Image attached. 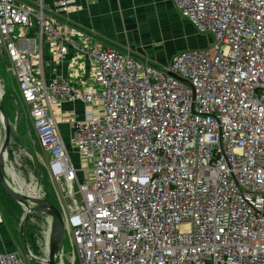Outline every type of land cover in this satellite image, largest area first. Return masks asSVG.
<instances>
[{
	"label": "built area",
	"instance_id": "1",
	"mask_svg": "<svg viewBox=\"0 0 264 264\" xmlns=\"http://www.w3.org/2000/svg\"><path fill=\"white\" fill-rule=\"evenodd\" d=\"M77 1L0 0V52L67 189L78 263L264 264V0H171L214 43L161 66L78 44L62 20ZM46 51L93 73L46 80ZM74 100L90 107L66 143L53 108ZM0 264L27 263L0 248Z\"/></svg>",
	"mask_w": 264,
	"mask_h": 264
},
{
	"label": "crops",
	"instance_id": "2",
	"mask_svg": "<svg viewBox=\"0 0 264 264\" xmlns=\"http://www.w3.org/2000/svg\"><path fill=\"white\" fill-rule=\"evenodd\" d=\"M46 1L51 6L52 0H43L44 3ZM35 2L36 0H31L30 4L34 5ZM177 16L178 11L171 0H78L77 5L70 10L65 19L67 32L75 38L78 44L87 48L99 46L119 50L128 49L133 56L146 58L149 62L161 66L168 63L177 52L172 56L171 53H168L167 60L163 61L164 55L156 53L159 49L153 45V41L159 40V34L163 30L162 25L167 20H172ZM204 47L206 46L202 41L199 42L198 47L196 43L191 41L187 47L177 49ZM43 59L46 80L78 78L86 81L88 75L94 70L84 56L74 52H68L62 64H58L54 55L47 51ZM17 89L18 86L15 88L18 99L17 106L18 109H22L24 126L19 130L17 119L16 131L18 141L20 140L25 148V140L34 141L33 136L35 134L32 126L29 129L30 124L27 125L25 121V118L28 117V109L25 112L24 104L20 101L19 89ZM89 107V104L80 100L62 101L54 106L53 115L57 120L59 132L66 143H69L72 136V124L81 121L84 117V111ZM99 113L95 112V116H98ZM32 146L34 147L33 144ZM38 148H40L39 144ZM74 157L78 164L79 157L76 154ZM4 207L0 201V248L6 252L18 253L19 245L24 247L18 235L21 216L18 217V220H14L15 217L10 216L7 213V208ZM31 254L33 255L32 252ZM24 260L29 264L27 256Z\"/></svg>",
	"mask_w": 264,
	"mask_h": 264
},
{
	"label": "rangeland",
	"instance_id": "3",
	"mask_svg": "<svg viewBox=\"0 0 264 264\" xmlns=\"http://www.w3.org/2000/svg\"><path fill=\"white\" fill-rule=\"evenodd\" d=\"M45 5H48L47 1L45 2ZM65 17H63L62 20L66 21ZM184 19L185 18L182 16V14L178 12L177 17L173 18L172 20H167L162 25L163 30H161L159 34V40L153 41V45L157 49H159V51H156V53H161L162 55H164L163 61L167 60L168 53H171L170 55L172 56L175 52L182 53L187 51L188 48H183L181 50L177 48L184 46L187 47L188 43L191 41L196 43L197 47L200 41L203 42L204 46L212 45L214 43V39L211 37L210 34L195 32L193 26L188 24ZM2 51L4 52V50ZM3 52H0V86H1L0 93L2 94L1 100H3V103H5L8 109L7 115H8L9 123L11 124V127L13 128L14 132L17 135V131H16L17 119H18L17 126L19 127V130H21V128H23L24 126V122L22 121L24 117L22 116L21 113L22 109H18L17 106L18 99H17V94L15 92V88H17V83L16 80H14V76L11 74L9 65L6 63L5 58L3 59V57H5ZM23 107L25 109V112H27L26 106L23 105ZM25 121L27 125L30 124L28 126V128L30 129L32 126V121L29 117V114L28 117L25 118ZM33 138L34 141L25 140V148L27 150L22 146L20 140L17 142L12 138L8 151L9 158L7 159V163H6L7 179L11 184V186L15 189H17L19 182H22V185L24 186L25 190H27L28 188L34 185L37 189H40V192L32 195L34 197H37L39 199L51 203L60 211L63 224L65 227V238L63 241V247L61 251V258L59 259V264H74L76 261L78 263L76 251L71 246L70 239L66 232L65 216L68 214V210H66V206L70 203V201L65 197L67 189L64 185L57 184L52 180L46 167L48 156L45 155L40 150V148H38V143L35 136H33ZM2 141H3V135L0 131V145ZM32 144L34 145V147L32 146ZM75 154H76L75 152L71 153V158L75 165V168L80 169L81 171L86 170L85 163L78 161L77 164V161L75 160L74 157ZM8 168L14 169L17 181L11 178V176L8 173ZM23 194L27 195L28 193L23 192ZM22 215L24 216L23 212L19 216H21L22 218ZM29 222L32 226H35L36 230L35 233L31 234V238L34 241L33 243L32 241H29L28 242L29 245L27 246V248L33 253L34 257H37L38 259H42L47 254L45 238L48 241V247H49L51 219L44 215L39 216L36 214H31ZM18 249H19L18 253L22 256V258L25 259L26 251L24 247L19 245ZM73 255H75V261L73 259ZM28 263L40 264L36 261H31V260H29Z\"/></svg>",
	"mask_w": 264,
	"mask_h": 264
},
{
	"label": "water",
	"instance_id": "4",
	"mask_svg": "<svg viewBox=\"0 0 264 264\" xmlns=\"http://www.w3.org/2000/svg\"><path fill=\"white\" fill-rule=\"evenodd\" d=\"M1 98L2 94L0 93V131L3 135V141L0 145V184L9 198L15 201L23 209L24 216L22 215L21 218L19 226L20 231L31 214H37L40 216L44 215L51 219L49 247L46 256L42 259L34 257L27 248V245H25L27 259L36 261L40 264H59L65 238V227L60 211L54 205L45 200L39 199L30 194L25 195L18 189L13 188L7 179L6 163L8 159L9 145L12 138L17 142L18 138L5 115Z\"/></svg>",
	"mask_w": 264,
	"mask_h": 264
},
{
	"label": "trees",
	"instance_id": "5",
	"mask_svg": "<svg viewBox=\"0 0 264 264\" xmlns=\"http://www.w3.org/2000/svg\"><path fill=\"white\" fill-rule=\"evenodd\" d=\"M4 58L5 57H3V59ZM5 61H6V59H5ZM1 103H2V107L4 109V112H5V115L8 118V115H7L8 109L5 105V103H3V100L1 101ZM0 201L3 204V207L5 206L7 208V213L10 216L15 217L14 220H18L19 215H21L22 211H23L22 207L20 205H18L15 201H13L12 199L9 198V196L3 190L1 184H0ZM30 217H31V215H30ZM30 217L23 224L22 230L20 231V229H19V237H20V240H21L24 247H25V245H27V246L29 245L28 244L29 241H32V243L34 241L31 238V234L35 233L36 228H35V226H32L30 224V222H29ZM20 222H21V220L19 221V226H20ZM74 264H78L77 261Z\"/></svg>",
	"mask_w": 264,
	"mask_h": 264
},
{
	"label": "bare ground",
	"instance_id": "6",
	"mask_svg": "<svg viewBox=\"0 0 264 264\" xmlns=\"http://www.w3.org/2000/svg\"><path fill=\"white\" fill-rule=\"evenodd\" d=\"M0 88H1V86H0ZM0 91H1V89H0ZM8 158H9V155H8ZM14 168H16V167H14ZM8 173H9V175L11 176V178L13 180H16L17 181L16 174H15V171H14L13 168H8ZM17 189L19 191H21V192H26V193H28L30 195L37 194L38 192H40V189H37L34 185L31 186L30 188H28L27 190H25L24 186L22 185V182H19V184L17 186ZM41 195H42V193H41ZM46 235H47V233H46ZM45 245H46V250H47V239L46 238H45Z\"/></svg>",
	"mask_w": 264,
	"mask_h": 264
}]
</instances>
